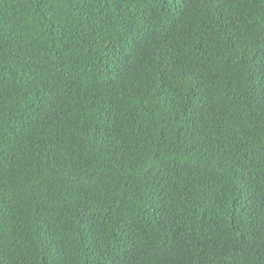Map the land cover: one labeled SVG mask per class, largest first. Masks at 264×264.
<instances>
[{"label":"trees","instance_id":"16d2710c","mask_svg":"<svg viewBox=\"0 0 264 264\" xmlns=\"http://www.w3.org/2000/svg\"><path fill=\"white\" fill-rule=\"evenodd\" d=\"M0 264H264V0H0Z\"/></svg>","mask_w":264,"mask_h":264}]
</instances>
